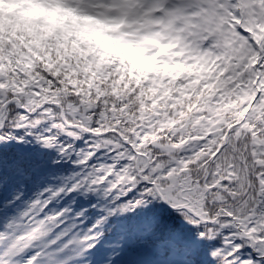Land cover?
<instances>
[{"label": "snow or ice", "instance_id": "1", "mask_svg": "<svg viewBox=\"0 0 264 264\" xmlns=\"http://www.w3.org/2000/svg\"><path fill=\"white\" fill-rule=\"evenodd\" d=\"M0 264H264V0H0Z\"/></svg>", "mask_w": 264, "mask_h": 264}]
</instances>
